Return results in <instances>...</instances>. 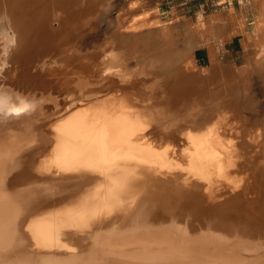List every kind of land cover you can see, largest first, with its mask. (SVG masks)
Segmentation results:
<instances>
[{"label": "bare ground", "instance_id": "obj_1", "mask_svg": "<svg viewBox=\"0 0 264 264\" xmlns=\"http://www.w3.org/2000/svg\"><path fill=\"white\" fill-rule=\"evenodd\" d=\"M250 2L254 23L242 4L237 24L247 64L195 72V41L215 61L220 15L187 24L175 52L171 24L132 2L125 29L73 63L71 37L100 0H0V94L24 108L0 112V264H264V129L235 115L264 78V0ZM179 219L201 224L188 236ZM81 231L84 254L68 237Z\"/></svg>", "mask_w": 264, "mask_h": 264}, {"label": "rangeland", "instance_id": "obj_2", "mask_svg": "<svg viewBox=\"0 0 264 264\" xmlns=\"http://www.w3.org/2000/svg\"><path fill=\"white\" fill-rule=\"evenodd\" d=\"M132 2H139L138 7L139 9L141 7H144L148 10V12L154 16L151 15V18H159L160 21H162V26H168L171 24L172 26V33L174 38H172V50L175 49L179 52L184 50V37H185V31L187 29V26L189 25V28L191 25H194L196 22H198L202 18H208L216 15H220L221 18L224 19L223 22H220L219 24L222 25L223 23L229 24L228 27L219 28L217 31L219 33L218 37L215 38V61L213 62L210 57L209 50L206 46L202 45L200 41H195V44L192 48L193 56H196V52L199 49H205V54L202 56L203 64L196 60V71H199L202 67H211L212 64H219L223 67H229L233 66L236 68H242L247 64V54L245 52V49L242 44V40L244 38L243 34H240L237 32L238 27V19L240 17V14L242 13L241 5L246 6L245 14L248 16L246 18V21L249 25H252L256 18V13L254 8L251 6L250 0H243L241 2L240 0H100L99 3V9H97L94 13L90 14L81 24L78 28H76L74 34L71 37V40H73L74 44V54L72 61L73 63L78 62L80 59L90 57L94 58L98 53H101V48L107 41L108 37L110 35H113L115 32H121L125 28H118L119 23V16H122V20L128 17H130V14L127 15L129 4ZM141 5V6H140ZM137 7V9H138ZM150 10V11H149ZM127 11V12H126ZM155 14H157L155 16ZM252 19V20H251ZM169 22V24H168ZM190 22V23H189ZM57 21L55 20L53 22V25H57ZM165 23V24H164ZM188 24V25H187ZM59 25V24H58ZM54 26V27H58ZM226 25V26H227ZM236 25V26H235ZM160 26V27H162ZM236 27V28H235ZM159 27H155L154 30H158ZM226 28V29H225ZM232 29H235L234 34L231 39L229 40H222L221 36L225 34L227 31H230ZM64 30V29H63ZM151 29H143L139 31L140 33H143V35H147L148 32ZM222 30V31H221ZM226 30V32H225ZM130 32V31H128ZM138 32V33H139ZM217 33V34H218ZM132 33H128L125 35H129ZM213 35H209L211 38ZM235 38H238V41L235 42ZM175 39V41H174ZM158 48V49H157ZM155 47L154 49H148V53L146 55H141L138 57L144 58L157 54L159 51L160 46ZM150 55V56H149ZM143 56V57H142ZM197 58V57H196ZM136 57L131 58L128 61V70L131 71L135 68V64L137 62ZM178 68L181 67L182 61H177ZM212 62V63H211ZM161 67H166L165 65ZM167 70L169 69L166 67ZM166 68H162V72L166 71ZM161 69V68H160ZM199 69V70H198ZM238 101L235 102V115L236 117L246 126V128L249 129H258L263 128L264 129V78L259 73H255L253 75V79L249 84L248 88V94L245 95L244 91L240 93L239 97H237ZM40 158V157H39ZM53 161H58V157H54ZM54 173H59L57 171H52ZM57 176V175H56ZM258 180L262 184V181H264V159H262L261 164L259 165V169L257 172ZM180 178L178 181H181ZM65 183L66 185L72 184L74 181L70 178H64V180H59V182ZM173 181V179H172ZM174 182V181H173ZM2 183H0L1 185ZM263 185V184H262ZM7 185H1L0 187L4 189ZM0 188V189H1ZM70 188V187H69ZM74 193V192H73ZM81 193V192H79ZM77 193V195H79ZM68 195L66 192H64V195L55 196L54 198H58L62 200V197H65ZM261 197V198H260ZM53 201H59L57 199ZM65 203V202H64ZM61 206L58 204L57 207ZM257 206L259 208H264V191L262 195L258 197ZM59 210H49L45 213V216H52L57 214L58 215ZM61 212V211H60ZM52 214V215H51ZM56 215V216H57ZM167 217L164 219V221L168 220ZM202 219V217L200 218ZM183 220V219H182ZM181 219L180 223L178 222V225H182L184 229L187 228V225H193L194 228L196 227L198 229L199 224L205 223V220L196 221L190 219V222L188 224L187 220ZM192 220V221H191ZM183 223V224H182ZM192 223V224H190ZM195 224V225H194ZM198 226V227H197ZM190 230L191 234L188 236H192L195 234L198 230ZM200 231V230H199ZM79 234L76 233V236L74 234L69 233L68 237L73 238L76 240V244L78 245V250L80 254H84L88 251V246L91 244L90 241L93 239V236L88 238V240H81L82 237L85 235L83 231ZM82 235V236H81ZM78 236V237H77ZM81 236V238H79ZM76 237V238H75ZM81 241V242H80ZM32 249L35 248V246L31 247ZM74 253V248L71 247ZM70 249V248H69ZM83 249V250H82ZM70 250V251H71ZM77 252V251H76ZM75 252V253H76ZM72 253V252H71Z\"/></svg>", "mask_w": 264, "mask_h": 264}, {"label": "snow or ice", "instance_id": "obj_3", "mask_svg": "<svg viewBox=\"0 0 264 264\" xmlns=\"http://www.w3.org/2000/svg\"><path fill=\"white\" fill-rule=\"evenodd\" d=\"M23 110L24 108L22 106H14L11 96L0 94V112L8 111L13 113H19Z\"/></svg>", "mask_w": 264, "mask_h": 264}, {"label": "trees", "instance_id": "obj_4", "mask_svg": "<svg viewBox=\"0 0 264 264\" xmlns=\"http://www.w3.org/2000/svg\"><path fill=\"white\" fill-rule=\"evenodd\" d=\"M238 41V38H235V42H237ZM205 49H199V50H197V52H196V57H197V59H198V61L199 62H201V64H203V55L205 54Z\"/></svg>", "mask_w": 264, "mask_h": 264}, {"label": "water", "instance_id": "obj_5", "mask_svg": "<svg viewBox=\"0 0 264 264\" xmlns=\"http://www.w3.org/2000/svg\"><path fill=\"white\" fill-rule=\"evenodd\" d=\"M155 43H156V42H155ZM158 44H159V43H156V45H158ZM154 45H155V44H154ZM156 45H155V47H156ZM162 55H163V54H161V53L159 54V56H162ZM165 55H170V54H169V53H167V54L165 53ZM195 61H196V58H195ZM179 76H181V75H178V77H179ZM182 77H183V76H182ZM184 79H186V76H184Z\"/></svg>", "mask_w": 264, "mask_h": 264}, {"label": "crops", "instance_id": "obj_6", "mask_svg": "<svg viewBox=\"0 0 264 264\" xmlns=\"http://www.w3.org/2000/svg\"><path fill=\"white\" fill-rule=\"evenodd\" d=\"M208 48V47H207ZM209 50V49H208ZM194 58H196V56L194 57ZM196 60H198L197 58H196Z\"/></svg>", "mask_w": 264, "mask_h": 264}]
</instances>
